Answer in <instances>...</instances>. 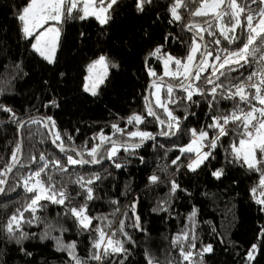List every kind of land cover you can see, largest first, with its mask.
Returning a JSON list of instances; mask_svg holds the SVG:
<instances>
[{
  "label": "trees",
  "instance_id": "1",
  "mask_svg": "<svg viewBox=\"0 0 264 264\" xmlns=\"http://www.w3.org/2000/svg\"><path fill=\"white\" fill-rule=\"evenodd\" d=\"M28 2L0 0V105L11 109L0 110V170L11 163L19 138L22 150L21 160L0 196V264H76L70 253L81 264H148L149 258L156 264H189L180 255L181 244L193 253L192 264H264V204L257 202L264 199V187L260 185L264 164L250 169L242 159L235 158L231 145L238 144L240 138L236 124L228 125V135L220 137L209 158L195 171L188 168L193 152L180 151L193 140L190 130H204L209 139L214 138L218 130L208 125L214 117L231 112L238 98L217 97L213 101L208 94L212 85L203 80L195 83L205 89L204 94L194 95L191 101L175 88V103L167 107L180 127L164 136L161 133L167 131L166 126L145 110L149 87L153 110L168 123L167 114L155 104L153 87L148 86L156 78L149 75V69L161 76L162 57L171 55L183 60L188 55L194 36L191 32L197 29L187 30L186 25L209 19L191 14L198 0H184L186 6L177 9L182 17L178 21L169 11L174 0H151L143 11L137 10L136 0H117L103 25L95 17L64 19L59 23V42L52 63L32 48L33 36L25 37L21 30L18 15ZM210 31L215 35L201 33L209 51L215 54L220 47H234L223 41L218 29ZM214 39L222 44L211 43ZM198 43L203 46L201 40ZM157 47L161 48L160 59L149 56ZM100 55L116 62L118 68L111 71L97 94L91 95L83 83L90 63ZM256 67L255 63L252 67L246 65L232 76L242 73L247 77ZM205 75H210V70ZM163 78L177 84L170 77ZM252 82H258V78ZM159 95L167 102L166 89ZM240 106L249 110L248 105ZM134 113L144 117V122L129 124L127 118ZM29 117L32 119L23 122ZM44 119L52 133L60 134L56 144L63 143L67 153H61L51 142ZM34 120L39 123H32ZM113 124L123 131H115ZM135 129L151 133L156 139L128 151L121 147L111 160L107 159L109 145H105L98 153V159L103 157L100 163L67 165V155L90 161L88 151L100 144L101 134L125 143V134ZM40 155L67 165V172L50 165L41 179L47 181L50 175L55 188L66 192L68 199L64 204L41 201L44 206L35 213L37 219L25 211L19 229L10 234L5 225L29 202L32 194L25 191L23 180L44 163L39 161ZM33 157L39 163H34ZM217 170L222 171L219 178L213 175ZM97 175L99 179H95ZM153 175L158 177L156 182L149 179ZM78 177L83 178V188L75 182ZM89 179L92 184H87ZM173 183L178 185L175 191ZM88 188L92 189L91 200L87 199ZM81 206H86L92 221L88 229L71 212L73 207ZM97 229L104 232V243L112 237L126 251L103 256V244L100 250L93 247L99 239ZM176 237L180 242L174 246ZM68 245L75 248L69 249ZM209 245L211 251L204 252ZM253 245L256 249L249 259ZM98 251L103 259H91Z\"/></svg>",
  "mask_w": 264,
  "mask_h": 264
},
{
  "label": "snow or ice",
  "instance_id": "2",
  "mask_svg": "<svg viewBox=\"0 0 264 264\" xmlns=\"http://www.w3.org/2000/svg\"><path fill=\"white\" fill-rule=\"evenodd\" d=\"M151 0H136V8L138 11H143L144 5L150 3ZM117 3V0H29L28 4L21 10L18 15V19L22 24V32L25 37L32 36L33 33L42 28L47 22L55 21L57 24L62 22L64 19H75L81 20L89 17H95V19L101 24H106L110 19L109 10ZM251 5H257L256 8ZM184 0H174V3L170 7L169 11L174 20H181L182 17L179 15L177 9L185 7ZM193 16L208 17L213 23H209V20H205L204 24L207 27H202L198 24H192V28L197 29L193 36L192 43L189 47L188 55L183 59L175 58L171 55L163 57V76H157V73L149 69V75L156 77L152 81L151 87L155 88V104L157 107L163 109L168 116L167 127L169 129H179V121L177 117L168 109V103H175L172 99L175 88H179L186 93V99L191 101L194 95H203L205 89H202L200 85L196 84V81H201L205 84L212 85L209 91V95L213 97V101L217 97L225 100H234L238 102L235 104L233 110L229 113H224L220 116L213 118V123L208 125L209 128L218 130V134L209 141L210 148H215L217 141L220 137L228 135L229 129L226 127L230 123L236 124L237 135L240 137L238 144L234 143L231 145L232 153L237 160H243V163L250 169H256L258 165L264 164V107H256L252 102L256 101L259 105L264 106V0H198V7L195 8L191 13ZM227 17V21H225ZM213 27L217 28L219 35L223 37V41L227 42L228 45H234V47H220L216 50L215 54L213 51H209L207 45H201L198 40H203L204 37L201 35L202 32H208V35L214 36L215 33L210 31ZM237 29L241 32L238 34ZM46 33H54L55 36H59V29L57 27H49L41 32L36 37L37 43L33 44V48L40 53L49 63L53 62L52 56L46 54L38 45L41 37ZM211 43L215 45H221L220 39H214ZM54 53V48L51 49ZM198 54V55H197ZM150 57L161 58V48L157 47L151 53ZM209 57L212 60L209 61ZM147 59V58H146ZM257 67L251 71L247 77L242 73L239 77L232 76V73L239 72V70L246 65L252 67L253 64ZM97 65L101 66L105 74L107 72V63L104 56L99 57L97 61H94L89 66L88 71L91 72ZM174 65V68L171 67ZM210 70V75H205ZM163 77H170L177 81V84L173 85L165 83ZM223 78V79H221ZM254 78H258V82H252ZM87 80V78H86ZM238 81V82H236ZM103 82V78L99 80V83ZM93 85L91 92L92 95H96V87ZM162 89H166L168 97L167 102L161 99L159 93ZM220 89L222 91L218 92ZM254 89V92L250 91ZM87 83L85 84V91H89ZM226 93V94H225ZM145 110L148 116L156 117L160 124H164V120H160L155 111L153 110L152 103L146 97ZM55 103L54 101L52 102ZM245 104L249 106V110L245 111L240 105ZM0 110L10 112L8 109L0 105ZM51 121V117L47 118ZM129 124L135 122L141 124L144 122V117L138 114H133L127 118ZM239 122V123H237ZM32 123H39V121H32ZM47 127V123L45 124ZM52 128L55 129V122L52 121ZM112 128L117 132L123 130L116 124L112 125ZM243 131H239V129ZM193 140L191 143L180 148L181 153L185 152H196L197 158L188 165V168L195 171L205 160L209 158L211 152H201L200 146L202 142L209 139V133L204 130H200L197 133L196 130H190ZM169 132H162L161 135H169ZM175 134V133H171ZM54 136L52 143L59 148L61 153H67V149L63 143L56 144V141L60 140V134L53 132ZM131 137H139L140 143L144 140L151 139L152 135L148 132L134 131L130 132ZM100 144L92 147L88 151V155L91 160L75 159L72 155H67V165H83L88 163H100L98 153L101 146L107 142H111V149L107 151V159H112L117 155L120 148H124L128 151L129 148H137L139 144H118L116 141L111 140V137L104 135L99 136ZM71 151H75L72 149ZM19 152V145L11 155V163L7 164L5 170H0V177H6L8 172H11L14 167L19 163L17 153ZM77 155L81 153L77 152ZM179 159V157H177ZM34 163L44 161L35 171L23 180V187L27 193L32 195L29 197V202L23 208L18 209L17 214H14L9 218V222L5 225L8 233H13L18 230L22 221H24V212L30 211L33 213V219H37L35 213L37 210L44 205L41 201H51L55 204H64L65 200L68 199L66 192L58 191L55 185L52 183V177L49 175L47 181L41 179V174H47L46 169L50 165L55 166L61 172H67V165L61 164L59 160L53 159L51 161L46 160L44 155H40L39 161L35 157L32 158ZM173 164L176 161H172ZM117 168L121 167L120 164L115 165ZM213 175L219 178L222 175L221 170L213 172ZM95 179H99V176H95ZM150 181L156 182L158 177L153 175L149 177ZM84 187L83 178L78 177L75 181ZM6 183V179H0V193H3L5 189L2 187ZM93 180L89 179L87 184H92ZM260 185L264 187V172H262ZM178 185L173 183L172 190L175 191ZM255 192V189H253ZM264 196V192L261 193ZM87 199H93L92 189H87ZM258 203L264 204V199L257 200ZM115 203V202H114ZM72 215L75 216L80 225L88 229L91 224V218L86 214V206H81L79 209L73 207L71 209ZM195 215V213H193ZM138 219V218H137ZM31 223V220L26 221ZM123 225V221H121ZM15 226V228H14ZM99 232V239L94 242L93 247L100 250L103 244V256H107L110 253H121L125 252L123 244L119 240H114L112 237L107 238L105 241V234L102 230L97 229ZM123 231V228H121ZM23 235V234H22ZM115 235V234H113ZM180 242V237L174 239V246ZM69 249H74L75 245H68ZM194 247V245H189ZM256 249V245L252 246V250L249 251L248 258L252 259V251ZM204 252L211 251V246H206L203 249ZM76 264H81V261L74 256ZM180 255L183 260L188 261L192 264L191 251H185L183 245H180ZM103 256L99 251L92 255L90 258L95 260H102ZM148 264H156V262L149 258Z\"/></svg>",
  "mask_w": 264,
  "mask_h": 264
},
{
  "label": "rangeland",
  "instance_id": "3",
  "mask_svg": "<svg viewBox=\"0 0 264 264\" xmlns=\"http://www.w3.org/2000/svg\"><path fill=\"white\" fill-rule=\"evenodd\" d=\"M49 27H57V28L59 29V36H60V28H59V24H57L55 21H49V22H47V24H45L42 28L37 29V30L33 33V35H32V36H33L32 48H33V44L37 43V41H36V37H37L38 35H40L41 32H44L45 29H47V28H49ZM216 29H217V28H216ZM239 30H240V29H237V33H238ZM59 36H58V37L55 36L54 33H46L44 36L41 37L40 43H39V45H38L43 51H45L46 54H49V55L52 56L53 61H54V58H55V53H56L57 46H58V42H59ZM28 37H30V36H28ZM52 48H54V53L51 51ZM33 49H34V48H33ZM34 50H35V49H34ZM35 51H36V50H35ZM36 52H37V51H36ZM38 53H39V52H38ZM39 54H40V53H39ZM101 56H104V57L106 58V63H107V65H108L106 74H105L104 69H103L101 66L97 65L96 67H94V68L92 69L91 72H89V71L87 70V73H86V76H85V79H84L83 88H84V90H85V84L87 83V85H88V87H89L90 90H89V91H86V92H88V93L91 94V95H92L91 89H92L93 85H98V86L96 87V89H95L96 94H97V92L99 91V88L104 84L105 80L107 79V77L109 76V74L111 73V71L114 70V69H116V68H118V64H117L116 62L109 60L105 55H100L99 57H101ZM42 57H43V56H42ZM99 57L96 58L95 60H93V61L90 63V65H92L94 61H97V60L99 59ZM47 61H48V60H47ZM162 61H163V57H162ZM90 65H89V66H90ZM171 67H172V66H171ZM173 68H174V67H173ZM88 69H89V67H88ZM161 76H163V74H162ZM86 78H87V80H86ZM101 78H103V82H102V83H99V80H100ZM155 91H156L155 88H153V93H155ZM153 97H154V99H155V95H153ZM258 107H264V106H258ZM134 131H139V130H136V129H135V130L130 131V132H134ZM130 132H128V133L125 134V135H126V136H125V138H126V142L130 141V140L133 139V138H137V139L140 140L139 137H131V136L129 135ZM208 140H209V139H207V140H205V141L202 142V146H200V151H201V152H202V147L207 143ZM190 143H191V141H190L187 145H185L184 147L188 146ZM111 147H112V145H109L108 150L111 149ZM193 154H194V157H193V159H191L190 163H192V161H194V160L197 158V153H196L195 151L193 152ZM262 158H264V157H262ZM190 163H189V164H190ZM263 192H264V188H263ZM193 259H194V258H193Z\"/></svg>",
  "mask_w": 264,
  "mask_h": 264
},
{
  "label": "water",
  "instance_id": "4",
  "mask_svg": "<svg viewBox=\"0 0 264 264\" xmlns=\"http://www.w3.org/2000/svg\"><path fill=\"white\" fill-rule=\"evenodd\" d=\"M207 20H209V19H207ZM205 21V20H204ZM204 21H201V22H198V23H189V24H187L186 25V29L188 30V28L192 25V24H198V25H201V26H204L205 24H204ZM210 22H212L211 20H209V23ZM193 35L196 33V32H194V31H192L191 32ZM202 41V44L203 45H206V43H205V40L203 39V40H201ZM156 78H153V79H151L150 80V82H149V85L148 86H150L151 84H152V81L153 80H155ZM165 81V80H164ZM165 83H167L166 81H165ZM177 90H180L179 88H176ZM148 91H149V87L147 88V91H146V97L148 98V100H149V95H148ZM150 101V100H149ZM32 119V117H29V118H26L23 122H27V121H29V120H31ZM44 122H45V124L47 123L46 122V120L44 119ZM162 125H164V126H166V128H167V131L166 132H170V129L167 127V124L166 123H164V124H162ZM46 129H47V131H48V133H49V136H50V140H51V142H52V140H53V135H52V132H51V130H50V128H49V126H48V124H47V127H46ZM164 136V135H163ZM152 139H156V136H153L151 139H147V140H145V141H143V143H145V142H148V141H150V140H152ZM118 143V142H117ZM111 144V142H107V143H105L104 145H102L101 146V148L103 147V146H105V145H110ZM118 144H142V143H140V142H136V143H131V142H125V143H118ZM22 150H21V141H20V138H19V152H18V160H19V162H20V160H21V154H22V152H21ZM19 164V163H18ZM17 164V165H18ZM17 165H16V167H17ZM16 167H14L13 168V170L11 171V172H8L7 173V175H6V177H4L3 179H6V183H7V180H8V178H9V176L11 175V173L16 169ZM6 183L4 184V185H2V187L5 189V185H6ZM1 194L2 193H0V196H1Z\"/></svg>",
  "mask_w": 264,
  "mask_h": 264
},
{
  "label": "built area",
  "instance_id": "5",
  "mask_svg": "<svg viewBox=\"0 0 264 264\" xmlns=\"http://www.w3.org/2000/svg\"><path fill=\"white\" fill-rule=\"evenodd\" d=\"M227 128H228V125L226 126ZM243 131V130H242ZM211 139H209L208 141H207V143L202 147V152H209V151H211V149L212 148H210V146H209V141H210Z\"/></svg>",
  "mask_w": 264,
  "mask_h": 264
}]
</instances>
